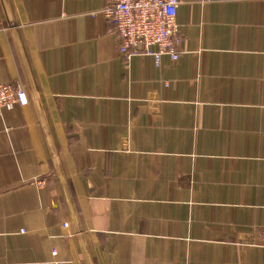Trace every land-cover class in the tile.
Listing matches in <instances>:
<instances>
[{
	"label": "crops",
	"instance_id": "1",
	"mask_svg": "<svg viewBox=\"0 0 264 264\" xmlns=\"http://www.w3.org/2000/svg\"><path fill=\"white\" fill-rule=\"evenodd\" d=\"M110 1L0 0V264H264V0H181L160 64Z\"/></svg>",
	"mask_w": 264,
	"mask_h": 264
},
{
	"label": "built area",
	"instance_id": "2",
	"mask_svg": "<svg viewBox=\"0 0 264 264\" xmlns=\"http://www.w3.org/2000/svg\"><path fill=\"white\" fill-rule=\"evenodd\" d=\"M181 4V0H111L102 13L112 32L122 42L121 58L130 61L141 53L137 47L142 46V52L153 57L157 64H160L163 56L177 61L183 42L178 27ZM28 103L29 97L24 87L18 86L12 92L0 89V111L12 106L23 107ZM39 186L43 187L44 183L40 182Z\"/></svg>",
	"mask_w": 264,
	"mask_h": 264
}]
</instances>
